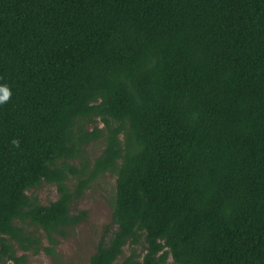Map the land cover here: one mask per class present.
Wrapping results in <instances>:
<instances>
[{"label": "trees", "instance_id": "obj_1", "mask_svg": "<svg viewBox=\"0 0 264 264\" xmlns=\"http://www.w3.org/2000/svg\"><path fill=\"white\" fill-rule=\"evenodd\" d=\"M0 87V264L106 173L89 264H264V0H0Z\"/></svg>", "mask_w": 264, "mask_h": 264}, {"label": "rangeland", "instance_id": "obj_2", "mask_svg": "<svg viewBox=\"0 0 264 264\" xmlns=\"http://www.w3.org/2000/svg\"><path fill=\"white\" fill-rule=\"evenodd\" d=\"M101 124H98V128ZM89 131L92 127L88 126ZM104 149L103 139H98L85 147L84 156L93 163L94 159L100 156ZM76 164V162H72ZM75 180L72 179L69 186L73 188ZM116 177L106 173L94 181L78 199L70 205V212L73 215L83 211L86 212V219L74 227L69 235L60 239L54 248L55 254L48 255L43 250L38 253L18 252V256H25L22 264H89V259L95 252V248L103 235L104 228L111 225V201L115 195ZM29 194V193H28ZM33 196L37 197L42 205H48L57 199L56 188L49 184H43L33 191ZM33 230V228H30ZM41 236L42 232H36ZM47 243L44 241V246ZM127 255L128 249L124 248ZM166 264H173L171 258Z\"/></svg>", "mask_w": 264, "mask_h": 264}, {"label": "clouds", "instance_id": "obj_3", "mask_svg": "<svg viewBox=\"0 0 264 264\" xmlns=\"http://www.w3.org/2000/svg\"><path fill=\"white\" fill-rule=\"evenodd\" d=\"M11 96V92L7 87H0V103L6 102ZM14 144H18L17 141H13Z\"/></svg>", "mask_w": 264, "mask_h": 264}]
</instances>
